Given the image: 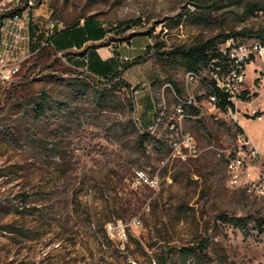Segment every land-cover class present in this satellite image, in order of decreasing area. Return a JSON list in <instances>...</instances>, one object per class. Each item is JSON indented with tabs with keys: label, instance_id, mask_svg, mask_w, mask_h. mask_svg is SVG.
Masks as SVG:
<instances>
[{
	"label": "rangeland",
	"instance_id": "374dc122",
	"mask_svg": "<svg viewBox=\"0 0 264 264\" xmlns=\"http://www.w3.org/2000/svg\"><path fill=\"white\" fill-rule=\"evenodd\" d=\"M247 2L263 9L244 18ZM36 11L33 49L89 15L115 28L140 19L109 34L130 57L121 77L80 72L52 37L0 87V264H163L167 251L180 264L185 245L198 254L187 264H264V193L232 183L227 169L244 138L264 151V59L246 65L235 119L211 102L207 68L189 77L168 54L224 32H264V0H45ZM188 135L198 152L183 156L172 142ZM255 163L252 175L263 168Z\"/></svg>",
	"mask_w": 264,
	"mask_h": 264
},
{
	"label": "built area",
	"instance_id": "2783aa9c",
	"mask_svg": "<svg viewBox=\"0 0 264 264\" xmlns=\"http://www.w3.org/2000/svg\"><path fill=\"white\" fill-rule=\"evenodd\" d=\"M44 4V2H43ZM42 4V5H43ZM35 0H0V87H7L20 72L23 63L44 44H50L47 38L41 41V45L36 49L32 48L33 29L36 37L43 32L38 17H36ZM54 25V22L51 24ZM49 28V27H48ZM49 35L46 32V36ZM222 56L226 62H220L219 58L211 60L204 68L210 71L211 79L215 80L217 86L227 93L231 104L225 109L229 114L237 119L233 112L234 105L239 100L238 86L245 79L246 65L253 57L264 59V42L260 39L246 40L244 37L231 35L219 46ZM57 53L66 60L65 53L57 50ZM128 55L122 56V61H128ZM200 72V71H199ZM199 72L188 70L189 77L198 78ZM210 100L218 105L219 99L216 93L210 94ZM192 101V103H195ZM180 111L184 108L179 106ZM258 119H262V113L253 114ZM174 149L185 155H196L198 150L193 136H185L182 140H174ZM184 146V147H183ZM185 149V150H184ZM261 158L263 168L257 175H252L251 166ZM264 151L259 144L251 137L244 138L240 142L235 159H228L227 169L230 181L237 185H243L247 191L261 190L264 192ZM137 177L152 187L159 186L157 175H150L145 170H137ZM134 223H140L139 218H134ZM123 234L126 235L123 225Z\"/></svg>",
	"mask_w": 264,
	"mask_h": 264
},
{
	"label": "trees",
	"instance_id": "16d2710c",
	"mask_svg": "<svg viewBox=\"0 0 264 264\" xmlns=\"http://www.w3.org/2000/svg\"><path fill=\"white\" fill-rule=\"evenodd\" d=\"M234 1H238L241 2L243 0H234ZM263 9V6L257 2H247L245 3V7H244V14L243 17H247L248 15L254 14L256 11ZM90 17H92L91 15L86 16L83 18L84 24L82 27V32L83 34L86 36L87 33H89V24H91L92 20H90ZM140 19L139 18H131L128 20V22H125L123 24H119V27L117 31L120 30V32H124L128 29L133 28L135 25H137V21ZM94 22L95 27H97L99 30H101L102 34H105L107 29L104 28L103 26H101L100 24V20L94 18ZM80 23V21L71 24V25H67L64 27H60L57 30H55L52 34H49L46 36L47 40L50 42V38H52V36L56 33L59 32H69V33H74V32H70V30H72L73 28H75L78 24ZM110 28H115L114 26H109ZM80 30H77V32H79ZM43 32H41L39 34V36H42ZM234 35V36H258L263 42H264V32L263 30H253V29H240V30H233L230 32H224L221 33L219 35H217L216 37H211V38H207L204 40H201L195 44H192L188 47H177L173 50H170L168 52V54H173L175 56H178L184 63V65L186 66V68L188 70H192V71H196L199 72L201 69H203L211 60H213L214 58H219L220 62H226V58L222 56V53L219 49V46L222 42H224L227 37ZM86 39V37L83 39V41ZM51 44V43H50ZM42 46H40L39 50H41ZM56 51L57 50H62V48L58 45L55 47ZM137 58L134 61H138L140 59V56H136ZM130 65V63H127L123 66V68H119L116 71H114L112 74L110 75H104L103 77H98V78H114V77H121L122 72L124 69H126L128 66ZM80 72H85L83 70H79ZM87 73V72H86ZM89 74V73H88ZM91 75V74H89ZM93 76V75H92ZM96 77V76H93ZM122 83L125 85L130 86L131 83L127 80L122 78ZM210 91L211 93H216L219 99L218 105L226 108L227 105L231 104V101L228 100L227 98V93L219 88L215 82V80L211 79L210 81ZM35 114L36 116L42 117L45 114L46 111V102L45 100H41V101H37L35 103ZM150 119V118H149ZM149 119H146L145 116H143V119L139 121V123L141 124L142 128L144 129L143 132H141L139 134L140 137V143H143L144 140L148 137L149 135V130H148V125H149ZM204 242H202L201 247H203ZM197 246H193V245H185V246H180L178 249H176V254H177V259L178 262L180 264H187L188 259L193 256V259H196V254H197ZM198 255V254H197ZM163 264H169V252H165L163 255Z\"/></svg>",
	"mask_w": 264,
	"mask_h": 264
},
{
	"label": "crops",
	"instance_id": "0c3cea01",
	"mask_svg": "<svg viewBox=\"0 0 264 264\" xmlns=\"http://www.w3.org/2000/svg\"><path fill=\"white\" fill-rule=\"evenodd\" d=\"M36 13L38 12L36 11ZM94 18L96 17H90L92 22L89 24V33L86 36L82 32V27H84L82 19L75 28L70 30L74 33L64 31L56 33L52 37L57 40V44L65 53L66 61L73 67L93 76L103 77L122 67L121 48L122 50L124 48L109 39V34H115L118 28L109 29V26L107 27L105 22L99 19L101 26L107 29L106 33L102 34L101 30L95 27L97 24H95ZM77 30L80 31L77 32ZM85 37L86 39L83 41Z\"/></svg>",
	"mask_w": 264,
	"mask_h": 264
},
{
	"label": "bare ground",
	"instance_id": "6f19581e",
	"mask_svg": "<svg viewBox=\"0 0 264 264\" xmlns=\"http://www.w3.org/2000/svg\"><path fill=\"white\" fill-rule=\"evenodd\" d=\"M44 1L45 0H35V5H42ZM36 17H37V14H36ZM236 156H237V153L234 156H232L230 159H235ZM253 191H257L259 193H264V192H261V190H253Z\"/></svg>",
	"mask_w": 264,
	"mask_h": 264
}]
</instances>
